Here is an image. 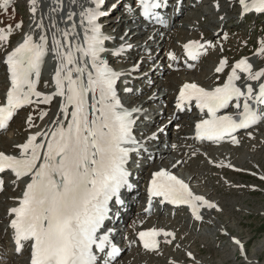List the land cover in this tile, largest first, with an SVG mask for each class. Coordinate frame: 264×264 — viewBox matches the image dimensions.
I'll list each match as a JSON object with an SVG mask.
<instances>
[{"label":"snow or ice","instance_id":"6c2138e0","mask_svg":"<svg viewBox=\"0 0 264 264\" xmlns=\"http://www.w3.org/2000/svg\"><path fill=\"white\" fill-rule=\"evenodd\" d=\"M10 3L3 0L0 8L7 13ZM105 3L30 0L28 31L24 32L23 21L0 27V48L5 51L14 31L24 32L22 41L6 51L4 59L9 86L0 101V131L9 128L21 109L33 110L25 119L24 141L13 145L16 151H0V174L11 173L16 187L23 183L22 194L15 198L16 206L8 210V215L14 251L23 254L27 247L28 264H112L120 249L112 242L105 222L117 214L113 212L116 205L124 204L121 190L132 187L129 166L133 157L138 158L147 150L148 140H155L163 131L157 128L151 136L141 134L140 125L148 118L143 102H135L139 97L133 88L118 87L121 77L129 73L115 70L106 54L119 58L132 45L122 36L123 43L118 47L106 46L114 38L99 22L110 14L104 9ZM138 4L145 19L166 24L158 10L167 8L168 0H138ZM239 4L244 14H264V0H239ZM116 7L115 3L111 5L112 10ZM128 10L132 11L130 6ZM183 47L195 61L216 45L190 40ZM255 54L264 58V39ZM50 55L55 61L52 90L42 91V70ZM169 56L177 60L174 53ZM187 66L193 67L191 63ZM226 67L227 57L219 61L215 72L222 73ZM49 87L45 81L44 88ZM121 91L128 95L122 96ZM54 100V112L41 107L51 106ZM193 107L201 115L194 123L192 139L216 144L230 140L238 145L241 130L254 138L250 129L264 124V67L257 69L244 57L235 62L222 84L205 88L194 82L184 83L176 109L183 112ZM260 178L264 180V176ZM4 188L0 176V192ZM147 192L150 205L153 198H159L161 204L186 205L196 221L204 220L201 209H218L216 203L195 194L184 179L167 168L152 173ZM159 237L171 245L176 233L157 228L138 233L143 247L157 253ZM234 242L243 252L241 241ZM186 255L195 260L191 252ZM169 264L177 262L171 260Z\"/></svg>","mask_w":264,"mask_h":264},{"label":"rangeland","instance_id":"374dc122","mask_svg":"<svg viewBox=\"0 0 264 264\" xmlns=\"http://www.w3.org/2000/svg\"><path fill=\"white\" fill-rule=\"evenodd\" d=\"M110 1L111 0H107L108 3H110ZM116 1L117 0H114L113 3L118 4L119 2L117 3ZM218 1L221 2L222 5H224V8L223 7L222 8L220 7V8L222 10L225 9V14H223L224 12H221V15L219 16V15H217L218 12L213 11V8H212V5L214 3L213 0H203L202 2L197 3V4H199V6H200V4H202L201 5L202 7L200 6V8H199V6L198 7L195 6V8H194L195 10L192 9L193 12H190V13H189V11L185 12L181 17L177 18L179 25H177V22H174L172 27L173 28L177 27L175 29L180 31V26H181L184 31H187V30H189V28L186 27V24L189 22L186 19H190V18H192V16H194L195 18L197 17V20H199V22H201V24L203 23L202 24L203 27L206 28L207 31H210L211 34H213L216 31V29L219 28L220 34L222 35V39L225 35H227V38H230V39H231V37L236 36L235 41H231V44H230L231 53L229 52V45L224 43L222 45V48L224 51H222L220 54L221 59L225 58L224 57L225 53L228 55L230 62L228 63L227 68L229 69V72H230L231 71V65H232L231 64L232 63L231 56L234 53H237V56H239L240 54L246 55V54L258 51L259 44H256V42H257V40L260 42V40L264 39V16H260V17L253 16L252 18H249V19L247 18V19H243L242 21L241 20L236 21L235 17L237 14H239L240 11L235 8L236 4L234 3V0H218ZM232 1H233V3H231ZM29 2H30V0H12V3H13L12 6H14V8H12V7L9 8V14L13 15L12 19H15V18L18 19V20L15 19L13 24L15 23V21H20V20H23L27 24H30L29 20H31V15H30L31 12H30V9H28L29 8ZM106 5H107V3L105 4V6ZM124 5L125 4L123 3L122 7ZM105 6H104V8H105ZM197 8H199V9H197ZM120 10L121 9L113 10L109 14V18H107L105 20L104 26H107L110 23L114 22L115 21L114 16L117 15V13ZM10 12H12V13H10ZM2 13H4V12H2ZM2 17L3 16H0V19ZM19 17H22V19ZM221 17H223L224 20H226V18H229V17H231V18L228 19L229 22H228V20L223 21L225 23L223 24L222 27L218 24H214V23L210 24L209 23V20L210 21L217 20V18L219 20H222ZM9 21H11V20H9ZM182 23H184L183 26H182ZM236 23H238L237 26H236ZM196 24H197V27L195 29L191 30L192 31L191 33L198 30V34H199V32H201L202 30L198 29V22ZM0 27H1V24H0ZM26 29H28V28H26ZM125 29H127V27L121 28V32L124 31ZM179 31H175V34H173V35L170 34V36H169L170 37L169 38L170 45L175 46L176 48L178 46L177 44L179 42L180 35L188 36V34L190 33V32H186V33L183 32V34H180L181 32H179ZM20 32H22V31H20ZM24 32H26V31H24ZM20 34L18 35V38H19ZM138 34H139V32L135 33V35L130 37V41L133 40L134 37L137 36ZM151 46L152 45H149V44L147 45V47H151ZM171 46H169V47H171ZM155 47L156 46H154V48ZM137 48H138V46H135V47L132 46V49H129V51H127V52H124L119 57L120 59L124 58L122 64L131 65L129 59H131V57L134 55V50H136ZM3 50L4 49H2V50L0 49V51H1V53H0V92L3 91V88L5 86L4 85L5 79H6L4 66L2 64L3 63L2 60H3V56H4V55H2ZM213 52H215V51H213ZM161 53H162L161 48H158L155 51V54H161ZM212 56L213 55H209V54L205 55L201 60H199L196 63L199 65V66H197V65L195 66V68H197V69L194 68L191 70H185V72H187V73L184 75H187V78L189 80L198 79V80H200L202 85L208 86L209 85L208 83H211L213 78L215 79V74H213L212 72H209V69L212 68L213 64H214ZM119 58H116V59H119ZM116 59L114 61H116ZM135 59H136V56L135 57L133 56L131 61H133V63H134ZM254 60L257 61V57ZM259 64L261 66H263V61H260V59H259ZM132 66H134V64ZM147 67L148 66H145L143 68V70L145 71ZM157 67H158V65L150 72L151 78H152L151 81L153 83H155L156 82L155 79L157 80V78H162V79L167 80L168 84L171 83L169 85L174 84V88L173 89L171 88L172 90L169 91V94L171 97L175 96V94L177 93V87H178L176 82L181 77L180 73L183 69L180 68L178 70H175V72H173V76H171L172 73H170L167 70H164L162 68V66L159 69ZM205 69H207L208 72H203V70L205 71ZM158 71H161V72L164 71V74L165 73H168V74L163 75V76H161V74L157 75L156 72H158ZM135 72H138V74L143 73L140 70H135ZM182 72H184V71H182ZM204 73H208V75L202 76ZM153 75H156V77H154ZM195 76H197V78H193ZM198 76H202V77L199 78ZM168 80L171 82H168ZM130 81L133 82V80H130ZM43 85H44V83H43ZM40 86H41V82L39 84V88H40ZM150 86L151 87H149L150 89L148 90V92L152 88L156 87L157 85L153 84ZM138 87L143 88V86H140V85H138ZM154 89H156V88H154ZM148 92H146V94ZM154 95L157 96V98L152 97L150 99V101H153L155 103L157 101L161 102L160 99L158 98L159 96H161V94L160 93H156V94L152 93V96H154ZM135 96L136 97L138 96L139 98L141 97V95H138V93H135ZM145 96L147 97V95H145ZM166 98H167V101L163 102V105L165 106V108H167L166 112L168 114V113H170L169 111L171 110V108H170L171 106L168 107V103H169L170 98L169 97H166ZM135 102L137 103L138 100H136ZM26 113H27V110H21L19 112V114H17V116L15 117V120L13 121L12 125L10 126L11 128L8 129L7 131H5L6 133L4 131H0V134H2V133L7 134L11 131V129H13L19 125V127L16 128L18 130L15 131V133H13V134L11 132V134H10L11 136H9V137L13 138V140L20 141L22 138V135L24 133V130H25V126L23 125V121L25 120V114ZM170 115L171 114H169V117H170ZM188 119L189 118H183V121L187 122ZM177 121H178V123H176ZM163 122H164L163 119H159L157 126L161 125ZM189 123H190V121L188 122V125L184 122L181 124V123H179V120H175L170 125L169 131L164 134L163 138L165 137L171 143H176L177 140H182L184 137H179L178 133L181 132L182 130L189 131L191 129V126H192ZM261 125H262L261 129L258 126L257 129L254 130L256 133L254 136V140L253 139H252V141L247 140V142H246L247 146L242 147L243 151H240L238 153H236V151H235V154H236L235 157H232V156L229 157V155H230V153L228 152L229 149H224V148H221L223 150L218 149L222 153H224L225 151L228 152V153L227 152L224 153V155H226V158H224V159H226V160L231 159L232 162H235V163L240 165V166H238V168L243 169L245 171L254 172V173L258 174L259 176L264 175V124H261ZM253 129H251V130H253ZM257 136H259L261 139ZM242 142L244 143L243 138H242ZM211 146H213V145H211ZM240 146H239V148H241ZM201 147H203V146H201ZM9 149L14 150V147L9 146ZM204 151H205L204 155L196 154L195 156H193L191 152H189V153H188V151L185 152L180 147L177 152L174 150V154H172L171 159H173L174 156L175 157L179 156L180 158H178V159L180 161L182 156L187 155L185 157L187 159L185 162V165L184 166L180 165L178 168L180 172H182L184 169H186L182 173H180L181 175H187V177H189L190 176L189 174H191V176H192V174L195 172V170H198V171H201L202 173H204L203 179H199V180H204L203 183L207 182L206 183L207 185H204L201 187V192L209 195L210 197L214 196L217 199L216 202L218 204L217 203L216 204L218 206H220V208L217 209L218 210L217 212H219L221 216L215 212V214L217 216H214V219L216 221H221L224 224V226L232 234H235V235L239 236L241 239H244V251L246 254L240 253L238 250H236V248L238 249V246L236 247V243L234 242V239L232 237L221 236L219 243L216 246V243H217L216 238H217V235L219 234V231H217V229L214 226L209 225L207 220H205V222L201 225H195V224H189L188 225L186 218L190 214H189L188 210H184L178 214V217H179L178 222L181 225L173 223L172 226H175L177 228V233L179 236L181 235L182 232H185V234L183 236V241L185 243H190L192 241L193 242L192 245L183 244V243L179 242V244L182 247H180L178 250H174V249H172L173 248L172 246L170 247L169 244H165V245H162L160 247V252L158 253L159 256L155 257L154 255H152L149 257L150 259L146 258L147 256H145L144 254H143L144 258L141 259L142 254H140L138 249L136 247H132V248L130 247V248H127V250H125L123 252V254H122L123 257L119 259V264H142V263H140V261H142L143 259H145V260H143V262H144L143 264H168V261H171V260H175L177 263H183V261H185V263L190 264V263H188V262H190V261H188V259L185 260L183 258L186 257L185 254L187 252L192 253V249H193V253H194L195 257L202 258V260L208 264H264V181L257 180L256 178L250 177L247 174H244L242 172L230 169L227 166V161H225V165L228 168L227 170H229L227 173L224 171V169L222 170L218 166L216 167V165H215V163L217 165L222 163V162L217 161V160H221V158H222V157H220L221 155L219 153H208L207 149L206 150L204 149ZM204 151H202V152H204ZM188 154H191L189 157V158H191L190 160L188 159ZM205 154L206 155L210 154V156H208V157L206 156V159L204 160V158H201V157H205ZM197 156H200V157H197ZM228 157H229V159H227ZM189 161L195 162V164L190 165ZM210 161H212V162H210ZM160 162H162V161H160ZM165 163H167V162H165ZM167 164H169V163H167ZM241 165L246 166V167L247 166H251V167L242 168ZM250 168H253L255 170L250 169ZM210 170L218 171V176H217V173L211 172ZM223 175L230 176V177H224ZM192 178H193V176H192ZM192 178H191V180H192ZM207 178L209 180H207ZM233 181H234V183H233ZM192 183L196 184V181H194V179H193ZM230 186H233L232 190H231ZM190 187H191V189H195V187L192 185H190ZM250 187L254 188V189H250ZM17 189L18 188L16 186H14V187L12 186L7 192H5L3 194V196L0 197V201L2 202L1 205L3 207L4 206L6 207V203H4L6 201V199L7 198H9V199L13 198L14 197L13 195L18 192ZM143 189H144V187H143ZM208 190L209 191L214 190V192L210 193ZM141 205L142 204H138L135 210L137 211L138 208L141 207ZM5 207L2 210H5ZM9 207L10 206L8 205L7 209ZM221 207H222V210H221ZM156 211H157V208H156ZM156 211L154 210V211L149 212V215H154L153 218L155 220V223H157V222L159 223V218H158L159 216L164 217L165 223H169L171 221H177V219H178L177 215H174L173 217H169L168 215H165L164 213H163L164 215L162 213L160 214L159 213L160 211H157V212ZM161 211L164 212L165 209H161ZM156 216H158V217H156ZM166 217H167V219H166ZM207 217H208V215H207ZM143 218H146V216H143ZM7 224H8V218H6V219L0 218V264H6L5 261H8V260L9 261L11 260L10 262H13L14 264H23V261H21V259H20V256L22 254H19L18 256L15 254H11V256H8L11 251H12V253L14 252V244H12L11 238L9 239V237H11V236H9L10 233L6 228H4L5 230H3V232H1L2 226H6ZM169 224H171V223H169ZM127 225H129V222L127 223ZM145 225H148V224H145ZM184 226L187 227V229H185ZM124 228L127 231V228L126 227H124ZM168 230L171 231V229H169V228H168ZM121 231L123 232V230H121ZM191 233H193L194 235ZM186 234L192 235L193 238L190 237V238L186 239V241H185L184 237ZM231 240L234 242V244H232V245H230L232 243ZM170 253L172 254L173 257L166 258V256L170 255ZM172 258H174V259H172ZM196 260L198 262H201L198 259H196Z\"/></svg>","mask_w":264,"mask_h":264},{"label":"bare ground","instance_id":"6f19581e","mask_svg":"<svg viewBox=\"0 0 264 264\" xmlns=\"http://www.w3.org/2000/svg\"><path fill=\"white\" fill-rule=\"evenodd\" d=\"M125 1H128V2H125ZM132 0H119V3L117 4V7H116V9L118 8V9H121L118 13H117V15H115L114 16V19H115V21L114 22H112V23H110L109 25H107V26H104V23H105V21L102 23L103 24V30H104V32L106 33V34H108V35H114V34H117V33H119V32H121V28H128L130 25H132V24H134V21H130L129 20V18L131 17L129 14H131L130 12H129V3L131 2ZM193 1V3L191 4L190 3V5L188 4V10H189V13L190 12H193V10L192 9H194L195 8V6H199V4H197V3H199L198 2V0H192ZM109 2V1H108ZM107 2V0H106V3L107 4H109ZM113 2H114V0H111L110 1V3L111 4H113ZM202 2V1H201ZM250 2V1H249ZM105 3V4H106ZM125 4L122 8H121V6H122V4ZM136 3V1L134 0V4ZM231 3H233V1L231 2ZM3 4V0H0V5H2ZM12 0H11V3H10V5H9V8H14V6H12ZM213 5H215V7H216V5H217V3H213ZM105 6V5H104ZM239 6H240V8H241V12H242V6L239 4ZM220 7H221V5L219 4V9H220ZM217 8V7H216ZM28 9H30V2H29V8ZM112 10V9H111ZM195 10V9H194ZM2 12H4L3 11V9L2 8H0V16H3L1 19H0V24H1V27H3L4 25H6V24H13V22H14V20L15 19H17V18H15V19H12L13 18V15H10L9 14V9H8V12L7 13H2ZM197 12V11H196ZM10 13H12V12H10ZM133 16L134 17H136V19H135V22L137 23V24H140L141 22H142V18H140V16H139V14L137 13V11L135 10L133 13ZM30 15H31V13H30ZM129 15V17H127ZM238 15V16H237ZM236 15V17H235V19H236V21L238 20V21H242L244 18H241L240 17V13L239 14H237ZM177 17L178 16H176L175 18H174V20L172 21V24H171V26H169L168 24L166 25V26H153V27H151V28H146V27H138V28H133V29H131L130 30V34H131V36L130 37H132L133 35H135V33H138L139 32V34L137 35V36H135L134 37V39L133 40H131V41H135V40H140L142 37L144 38V39H146L147 38V45L149 44V45H152V46H154L155 44H157V47H156V49H158V48H163V51H166L165 52V54L162 56V53L161 54H155V55H150L149 53H147V52H149V50L151 51L153 48H152V46L151 47H145L144 49H141V48H137L136 50H134V55H136L137 54V56L138 57H136V59L134 60V63H133V61H131V59H132V57L134 56H132L131 57V59H129V61H130V64L131 65H126V64H122V62H123V60H124V58H119V59H116V57H114V59L113 60H115L116 59V61H114L115 63H116V66L118 67H120L121 66V68H119L118 67V69H119V71H122V72H127V73H129V75H126V76H123V80H125V79H129V81L130 80H133V82H131V86H134V88H135V93H138V95H141V93H146V92H148V90L150 89L149 87H151L150 85H153L154 83L152 82V84H150V82H148L149 81V79H150V77L148 76V74H149V72H145V71H143V70H141L142 68H143V66H145V64H147V63H149V66L151 67V66H157L158 65V69L159 68H161V66H162V68L163 69H165V67H182L183 68V71L185 72V69L188 67L187 65L189 64V63H191L192 65H193V69H194V67L197 65H194V63L193 62H190V60L188 59V57H187V52L185 51V49H184V47H183V45L185 44V43H187L188 41H190V40H201V42L203 43V42H205V41H210L212 44L214 43V41H215V44L216 45H221V43H218V42H216V39L213 37V36H210V34H208V32H206L205 31V28L203 27V25L200 23L199 24V20H197V17L195 18V17H192V18H190V19H186V20H188V22L189 23H187V26L189 27V31H191V30H193V29H195L196 27H197V22H198V29H200V30H202L201 31V33H200V35H198V37H196L195 39H192L191 37H189V36H185V35H180V38H179V46H178V48L177 49H179V50H177V51H175V46H173V50H171V49H169L170 47L169 46H171L170 45V42H169V36H170V34H175V31H179V30H177V29H175V28H177V27H175V28H173L172 26H173V23L174 22H177V25H179V23H178V21H175V19H177ZM187 17V16H186ZM185 17V18H186ZM19 18H21L22 19V17H19ZM104 18H102L101 20H103ZM9 20H11V21H9ZM18 20V19H17ZM100 20V21H101ZM20 21H23V20H20ZM30 22V24H27L26 22H24L23 21V23H24V31H26L27 29L26 28H30L31 27V20H29ZM212 21H214V22H212V23H216V24H219L221 27L223 26V24L225 23V22H221V21H217V20H212ZM227 21V20H226ZM235 21V22H236ZM16 22H19V21H15V23ZM228 22H229V20H228ZM14 23V24H15ZM107 23V22H106ZM13 24V25H14ZM238 25V23H236V26ZM186 26V27H187ZM145 29V36H143V30ZM123 32V31H122ZM179 32H181L180 34H183V32H185L182 28H180V31ZM178 32V33H179ZM186 32H188V31H186ZM185 32V33H186ZM21 33V34H20ZM177 33V32H176ZM20 34V36H19V38H18V35ZM23 34H24V32L22 33V32H20L19 30L18 31H14V33H13V35L10 37V40H9V42H8V45H7V49H6V51H11L14 47H16L21 41H22V36H23ZM37 35H39V32L37 31ZM156 36L158 37L157 39H155L156 38ZM131 41H129V42H131ZM107 42H109L110 43V41H107ZM136 43V44H135ZM135 43H133L134 45V47L135 46H137V44L139 43H137V41L135 42ZM256 44H259V41L257 40V42H256ZM223 45V44H222ZM215 47H213V48H208V50H210V49H214ZM1 50L3 49V48H0ZM207 50V51H208ZM6 51H5V49L3 50V54L2 55H4L3 56V60H2V64H3V66H4V69H5V63H4V59H5V55H6ZM127 51H129V49H127L125 52H127ZM0 53H1V51H0ZM169 53H174L175 55H176V57H177V60L176 61H173L171 58H170V56H169ZM255 53H257V52H252V53H249V54H246V55H243L241 58H244V57H247V58H249V60H250V62H252L254 65H255V67L258 69V68H260V64H259V59H261V57H259V56H257ZM141 56H144L145 57V59H144V61H143V63H141L140 64V66H138L137 67V70H140L141 72H143V73H141V74H138V72H135V71H133V64L134 65H136V63H137V61H138V59H140V57ZM135 57V56H134ZM257 57V61H255L254 59ZM240 58V59H241ZM227 59H228V61H229V57H228V55H227ZM126 60V59H125ZM219 61H220V59H216L215 61H214V64H213V67L212 68H210L209 69V72H212L213 74H215V79L213 78V80L211 81V83H208L209 85H208V87L207 86H204V85H202L201 84V82H200V80H198V79H191V80H189L188 78H187V75H184V74H186L187 72H181L180 73V78L177 80V82H176V84H179V86L178 87H180V84L182 85L184 82H194V83H197V84H199V85H201V86H204L205 88H211V87H214V86H216L217 84H222V83H224L225 82V80L227 79V75L229 74V72H227V75H225V76H219V73H216L215 72V68L218 66V64H219ZM54 67H55V61H53V64H52V68H53V73H54ZM147 69V68H146ZM189 70V69H188ZM227 69L225 68V70L224 71H226ZM203 72H208V70L207 69H205V71L203 70ZM53 73H52V75H53ZM134 73V74H133ZM157 73V75H159V74H161V71H158V72H156ZM170 74V73H169ZM204 75H208V73H204L202 76H204ZM171 76H173V73H172V75ZM202 76H198L199 78L200 77H202ZM6 77V76H5ZM138 77H141V78H138ZM177 78V77H176ZM193 78H197V76H195V77H193ZM51 79H52V77H49V76H47L45 73H44V71L42 70V76H41V80H40V82H41V86H40V90H42V91H51L52 90V88H51ZM45 81H48L49 82V84H50V87H49V89H45L44 88V85H43V83H45ZM156 81V83H157V86H158V84L160 85V89H159V91L157 92V93H160L161 94V96H159L158 98L160 99V101H162L163 100V98L165 99L166 97H169L170 98V100H169V104H168V106H173V108H171V110L169 111L170 113L169 114H171V113H173V115L168 119V121H167V126L166 127H164L163 128V131L162 132H160V133H158V135H157V137H158V139L155 141V142H158L159 143V145H161L162 144V141H161V139H162V137L164 136V134H165V132L167 133L168 131H169V127H170V125L175 121V120H177V119H179V123H183V119L182 118H189V117H195V118H197L199 115H201L200 113H199V110L198 109H195L194 107L191 109V110H186V111H183V115L182 114H177L176 116H174V109L176 108V99H177V95H178V90H177V93L175 94V96H170V94H169V91L170 90H172L173 88H174V84L173 85H169V84H171V83H167V80H165V79H162V78H157V80H155ZM168 82H171V81H169L168 80ZM173 83V82H172ZM5 85V86H4ZM3 86H4V88H3V91H1L0 92V101H3V98H4V94H5V92H6V89H7V87H8V83H7V78L5 79V84H4ZM138 85H140V86H143L144 85V87L143 88H140V87H138ZM154 88H156V87H154ZM154 88H152L148 93H147V96H149L150 98H152V97H156L157 98V96H152V93L153 94H156L155 93V89ZM172 88V89H171ZM140 92V93H139ZM142 96L143 95H141V97L139 98V99H137L138 101H140L141 100V98H142ZM138 97V96H137ZM158 103H160L159 101H157L156 103L154 102V104H158ZM145 106V105H144ZM41 107H44V108H51V110L54 112L55 110H56V101L54 100L53 101V104L51 105V106H45V105H41ZM158 111L157 112H155V114H157V116H156V120L153 122V126H152V128L150 129V131L151 132H153V129H157V128H162V125L164 124V122L167 120L166 118H167V113H166V108L165 107H157L156 108ZM33 109L31 108V107H28L27 108V113L25 114V119H26V117H27V115L29 114V112H31ZM151 112V110H146V113H150ZM50 115H51V112H50ZM159 119H163L164 120V122L161 124V125H159V126H157V123H158V120ZM46 120H47V118H46ZM180 120H181V122H180ZM189 121V120H188ZM188 121L186 122V124L188 123ZM176 123H178V121L176 122ZM23 125L25 126V120L23 121ZM10 126H11V124H10ZM9 126V127H10ZM19 127V125L17 126V127H15V128H13V129H11V131L9 132V133H7V134H0V151H5L6 153H14L16 150L14 149V150H10L9 149V146H12L13 147V145L15 144V143H20V142H23L24 141V139H25V136H26V131L24 130V133H23V135H22V138H21V140L20 141H18V140H13V138H11V137H9V136H11L10 134H11V132H12V134L13 133H15V131H17L18 129H16V128H18ZM26 127V126H25ZM11 128V127H10ZM9 128V129H10ZM8 130V129H7ZM6 130V131H7ZM5 132V131H4ZM151 132H148L149 134L151 133ZM6 133V132H5ZM140 133H142V129H140ZM184 135H187V138L185 139V137L182 139V140H178L177 141V144H171V145H169L168 146V148L166 149V150H164L163 152H161L159 155H157V151H156V149H155V147H153L152 148V152L151 153H149V155H150V160H148V161H145V159H140V158H137L136 157V159H138V161L141 163L140 165H139V169H141V170H144L145 172L147 171L146 170V166H149V165H157L158 164V162L159 161H162V162H167V163H169L168 164V166H170V167H165V168H167V169H169V170H171V171H173L175 174H177V176L180 174V173H178V171H179V166L180 165H182V166H184L185 165V162H186V156H182V158L180 159V161H179V159L178 158H180L179 156L178 157H175V158H173V159H171V156H172V154H174V150L177 152L178 151V147L177 146H180L181 148H182V150L183 151H185V150H188L189 152H191V153H193V152H195L196 154H200V155H204V153H205V151L204 152H202L201 151V149H198V147H196L195 145H198V141H196V140H194V139H192V137L194 136V132H193V130L192 131H185V130H182L181 132H179V137H183ZM255 136V134H253V137ZM238 137H239V135H238ZM258 137V136H257ZM242 138L244 139V143L241 141V148H239L238 146H234V144L233 143H229V145H228V147H226V146H224V147H219V148H215V149H207V152L208 153H219L221 156L220 157H222L221 158V160H217L218 162H222L224 165H225V161H226V159H224V158H226V155H224V153L225 152H227V151H225L224 153H222L221 151H219L218 149H220V150H223V149H221V148H224V149H229L228 150V152L230 153V155H229V157H235V151H236V153H238V152H240V151H243V148L242 147H245V146H247V144H246V142H247V138H246V136H242L241 137V140H242ZM252 139L254 140V138H251L250 137V140H248V141H252ZM156 145V144H155ZM158 145V146H159ZM223 145H226V144H223ZM223 145H220V146H223ZM173 146H175V147H173ZM209 147H211V146H209ZM203 149H205V147H203ZM217 150V151H216ZM227 152V153H228ZM143 153V152H142ZM148 154V153H147ZM176 154V153H175ZM208 157V156H210V154H208V155H206L205 154V157ZM218 156V155H217ZM256 156V155H255ZM156 157H158V158H156ZM237 157V156H236ZM255 159V158H254ZM214 161V160H213ZM190 162V161H189ZM209 162V161H208ZM243 162V161H242ZM245 162V161H244ZM176 165L175 167H173V165ZM245 164V163H244ZM214 165V164H213ZM212 165V166H213ZM215 165H216V167H217V164L215 163ZM220 169H224V171L225 172H227L228 173V171L229 170H227L228 168L226 167V165L224 166V167H219ZM178 169V170H177ZM180 172V171H179ZM195 173V174H194ZM193 174V178H192V180L194 179V181H197V180H199V179H203V174L204 173H202L201 171H198V170H195V172H194ZM206 174V173H205ZM0 176H2L3 177V179L4 178H6L5 179V181L7 182V184H6V186H5V190L2 192V193H0V197L1 196H3V194L5 193V192H7L12 186L14 187L15 185H13L12 184V180L14 179V176L11 174V173H5V174H0ZM145 177V184H143L142 183V186H144V187H147L148 186V182H149V179H150V177H151V175L150 174H148V173H146V175L144 176ZM182 179H184L189 185H192L193 186V183H192V180L190 179V176L189 177H187L186 175H184V176H182ZM190 179V180H189ZM133 182H135L136 180H132ZM200 182H203L204 180H199ZM139 183H140V185H141V180H139ZM12 185V186H11ZM139 187V186H138ZM18 189H17V193H15L13 196V198H11V199H9V198H7L6 199V201L4 202V203H6V207H5V210H2L4 207L1 205L2 204V202L0 201V218H4V219H6V218H9V221H10V216L8 215V210L11 208V207H13V206H16V200H15V198L16 197H19V196H21V194H22V191H23V183H21L20 184V187H17ZM230 188H231V190H232V188H233V186H230ZM195 190H197L196 188H195ZM198 191V190H197ZM207 191V190H206ZM209 191V190H208ZM235 191V190H234ZM201 195H204L205 197H207L208 199H210L212 202H213V199L212 198H210V196L209 195H207V194H204V193H202L201 191H198ZM210 193H213L214 192V190L213 191H209ZM136 194V195H135ZM215 194V193H214ZM198 195V194H197ZM122 199H123V201H124V204L123 205H120V207L118 208V210H117V214L116 215H114L113 216V218H112V222H113V224L114 225H118V226H125V224H126V222L128 221L129 222V229H128V231H127V241L125 240L124 241V247L126 248V247H131V246H137V248L139 249V250H141L142 252H141V254L143 255H145V256H150L151 255V253H146L145 251H146V249H144L142 246H141V244H140V242H139V240H138V238L137 237H135L134 236V232L135 231H138L139 229H141V228H149V227H155V228H171L175 233H177V228L175 227V226H172V224L174 223V224H179V222L177 221V222H169L168 220V222L169 223H171V224H169V223H165V221H164V217H158L159 218V223L157 222V223H155V220H154V216H150V217H147L146 218V220H143L144 218H142L144 215H146L147 213H148V211H146V206L149 204L148 203V200H149V197H148V192H147V188L146 189H144V190H141V189H139V188H137V186L135 185V184H133L132 185V187L131 188H126L125 190H124V192H123V195H122ZM141 203L142 205H141V207H139L138 208V210L136 211L135 209H136V206H137V203ZM5 205V204H4ZM10 206L8 209H7V206ZM163 205H165V210H167V211H164V212H161L160 211V213H164V214H168V216L169 217H173V215H177L178 216V214L180 213V212H182V211H184V210H188V212H189V216H187V224L189 225V224H195V225H201V224H203L204 222H205V220H206V218H207V214L206 213H202L203 211H205V210H207V209H201V214L204 216V220L203 221H196L195 219H194V217L192 216V214H191V210H190V208L188 207V206H186V205H182V206H179L180 208H182V211H179V209H177V208H179V207H177V206H174V205H169V204H161L160 202H159V200H157V199H154L153 198V200H152V204L150 205V206H152V208H154L155 210H156V208H157V210L159 211V210H161L162 208H163ZM219 207V206H218ZM173 210V211H172ZM157 212V211H156ZM216 213H218V215H220V213L219 212H217L216 211ZM163 214V215H164ZM133 216V217H132ZM221 216V215H220ZM132 218H135V219H132ZM179 218V217H178ZM149 224L148 226H143L144 224ZM179 225H181V224H179ZM141 226H143V227H141ZM203 226V225H202ZM185 227V226H184ZM195 227V226H194ZM4 228H6L8 231H9V233H10V236L11 237H9V239L11 238V242H12V244H14V242H13V239H12V234H11V232H10V227H9V222H8V225H6V226H2V228H1V232H3V230H5ZM185 229H187V227H185ZM12 231V230H11ZM126 233V232H125ZM184 234H185V232H182L181 233V235L179 236L178 235V233L176 234V236H177V238H178V242H180V243H183V244H190V245H192L193 244V242L191 243H185L184 241H183V236H184ZM191 234H193V233H191ZM194 235V234H193ZM113 236H116V237H121L120 235H119V233H117V232H114V235ZM190 237H192L193 238V236L192 235H190V234H186L185 235V237H184V240L186 241V239H188V238H190ZM232 241V240H231ZM228 242V241H227ZM232 244H234V242L232 241V243L230 244V245H232ZM172 249H174V250H178L179 248H176L175 247V244L174 245H172ZM13 250V249H12ZM124 250H126V249H124ZM122 253V250H120V252H119V254H118V256L112 261V264L114 263V264H119V259L120 258H122L123 257V255L121 254ZM11 254H15V255H19V254H17L15 251L12 253V251L10 252V254L8 255V256H11ZM14 256V255H13ZM140 256V255H139ZM154 256L156 257V256H159V254H154ZM153 256V257H154ZM168 257H173L172 256V254L170 253V255H168V256H166V258H168ZM29 258V252H28V250H27V247L25 248V251L23 252V254L20 256V259H21V261H23V264H28V262H27V259ZM150 259V258H149ZM125 260V259H124ZM143 260H145V259H143ZM154 260V259H153ZM11 261V260H10ZM9 260L8 261H5L6 262V264H12L13 262H10ZM121 261V260H120ZM152 261V260H151ZM213 261V260H212ZM123 262V261H122ZM245 263V262H244ZM14 264V263H13ZM168 264H169V261H168Z\"/></svg>","mask_w":264,"mask_h":264}]
</instances>
